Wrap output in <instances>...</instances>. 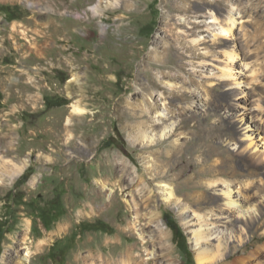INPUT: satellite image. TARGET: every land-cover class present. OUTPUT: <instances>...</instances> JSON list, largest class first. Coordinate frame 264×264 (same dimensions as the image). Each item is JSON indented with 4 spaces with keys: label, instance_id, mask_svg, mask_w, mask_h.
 <instances>
[{
    "label": "rangeland",
    "instance_id": "1",
    "mask_svg": "<svg viewBox=\"0 0 264 264\" xmlns=\"http://www.w3.org/2000/svg\"><path fill=\"white\" fill-rule=\"evenodd\" d=\"M209 1L210 10L197 13L177 7L203 0H0V140L7 141L0 143V155L18 164L29 158L15 181L0 182V264H16L26 246L36 252L28 264H89L84 257L90 250L121 259L143 238L135 251L142 258L172 251L166 264H198L190 232L195 215L183 212L187 199L165 200L154 178L149 189L155 201L138 218L136 203L147 189L136 184L110 196L118 188L111 153L131 160L134 176H149L146 165L154 155L184 145L192 166L181 178L178 168L170 172L174 179L164 178L179 197L188 193L179 188L187 176L226 157L232 173L225 177L254 181L264 195V153L245 149L246 133L263 145L264 0ZM229 9L236 18L232 33L214 41ZM195 38L201 40L193 43ZM219 40L234 48L238 84L217 76L225 64ZM75 72L78 81L71 82ZM76 100L85 114L72 115ZM141 133L163 143L151 146ZM258 204L264 208V198ZM150 211L160 213L171 251L162 247ZM165 213L183 229L190 261ZM181 216L192 221L183 224ZM260 222L248 229V254L264 246V217ZM154 259L147 264H157ZM90 262L104 264L102 257Z\"/></svg>",
    "mask_w": 264,
    "mask_h": 264
},
{
    "label": "bare ground",
    "instance_id": "2",
    "mask_svg": "<svg viewBox=\"0 0 264 264\" xmlns=\"http://www.w3.org/2000/svg\"><path fill=\"white\" fill-rule=\"evenodd\" d=\"M209 5H211L209 0H203V2L193 5L192 8L187 4H182L177 8L185 11H191V9H193L194 12L200 13L201 11H206L209 9ZM211 13L212 14L210 17L213 18V21H219L218 15H216L214 11H211ZM179 21H181V19H179ZM194 22L195 21H193V23ZM180 23L182 24V21ZM219 24L220 32H215L213 34L214 41H217L220 36H226L232 33L233 26L236 24L234 10L229 9L225 19H222ZM170 30L172 32L178 31L177 33L181 35V29H179L178 26L171 25ZM200 40V38H195L192 41L193 43H197ZM218 43L223 46L225 64L223 67L218 68L219 74L217 76L229 77L231 78V84H238V82L234 81L235 78L232 71V63L236 57L234 48H232L230 44L223 40H219ZM78 78V73L75 72L71 82L78 81ZM215 84L217 83L214 82L213 85ZM206 90L208 91V89ZM70 96L73 97V93L71 91ZM79 101L80 100H76L71 105L72 115H83L87 112L86 108L82 107ZM68 121H71V117L68 118ZM249 126L250 125H248V127ZM171 129L172 127L169 131H171ZM167 131V128L163 129L160 136L162 137L163 133ZM246 136L249 137V141L245 145V149H249L251 151V149H257L260 147L262 149V153H264V137L259 140L261 143H263V145L259 146L254 143L252 136H250L248 133H246ZM145 137L151 139V142H149V145L151 146L163 143L161 140L159 143L153 142L155 139H157L155 135H148L147 133L140 134V138L144 139ZM5 138H2L0 143H6L7 141ZM186 150L187 147L184 145L177 147L173 146V149H166V151H164L162 154L159 155L157 153L154 155L146 165L149 170V176H146L144 173L134 176L132 174L133 168L130 165L131 160L119 153L108 154L107 160L115 163V174L118 175V180L116 181L118 188L116 191L113 190L111 193H109V195H115V193L119 190L123 191L129 189L136 184H143L144 189L146 188L147 190H144V193L141 194L140 204L137 202V206L135 207L137 217L142 218L144 215L143 209H148L155 201V195L153 194V191L149 189L150 184L153 183L154 178H159V186L164 190V194H161V196L165 200L169 202H180L183 200V198L184 200L187 199L189 203L186 202L185 206L183 207V212L187 213L188 210H193L196 221L192 223L190 232L195 242V254L198 264H264V262L261 260V255L264 253V246L259 247L257 250L248 254L249 248H247V245L249 243L246 242V237L250 230L249 227L252 229V227L257 225L261 218L264 217V208L262 205L258 204L259 199L264 198L260 187L257 186V183H254V181H247L238 174L233 180L227 179L225 176L230 175L232 171H229V160L226 157L227 159L224 158L223 160H215L211 165H204L196 171L195 175L187 176L186 180L179 183L180 189L188 190V193L185 194V197L180 196V198L176 193V187L173 185L172 181H166L164 178L167 177L174 179L171 177L172 175L170 172L177 168L179 171L178 173H175L177 176L176 178H181L186 174V171L190 168V166H192L194 160L186 156ZM214 153V150L207 153L205 152L206 157H204V159H211ZM161 155L166 159L164 162H160L158 159V157ZM27 161H29V158L18 164L15 163V161L6 159L3 155H0V182L4 181V179H7L11 183L15 181L16 178L26 168ZM183 162H186L188 165H182ZM198 164H200V162ZM135 166V168H137L136 164ZM158 166H161V168L158 169ZM113 177L114 174L112 177H109V180H112ZM38 180L39 174H36L32 177L31 183L36 184ZM97 182L102 184L103 187H106L107 185L106 182L101 179H97ZM211 188L219 190L220 193L210 192L209 189ZM92 202L95 203V200ZM192 205H205L208 210L207 212H202L201 209L195 208ZM150 213L151 219L158 221L160 218V213L154 211H150ZM181 220L183 224L187 225H189L192 221L186 216H181ZM137 223L138 220L131 221L129 223V227L135 229L137 228ZM164 226L165 224L162 220L158 221L156 232L160 238L162 247L171 251V248L166 241L168 239V233L164 230ZM29 229L30 221L27 226L28 232H30ZM256 237L257 235L254 233L250 238L253 240ZM259 239H264V235H260ZM142 243H146L144 238L143 240L139 241L137 245L135 244V246H130L126 250V254H122L123 257L121 259H117L113 252H110L106 255L104 253L100 254L94 250H90L84 259L86 263L89 264H91L90 261L92 259L97 260L99 257H102L104 264H133V261L137 264H147L150 263L154 257L142 258V254H135V251L139 249V246ZM42 245L39 246L44 247ZM240 245L245 247L244 251H241L238 248ZM34 253L36 252H33L29 246H26L23 253L16 261V264H28ZM171 253L172 251L170 253L160 255L154 260L157 261V264H166L167 260L165 256H169Z\"/></svg>",
    "mask_w": 264,
    "mask_h": 264
},
{
    "label": "trees",
    "instance_id": "3",
    "mask_svg": "<svg viewBox=\"0 0 264 264\" xmlns=\"http://www.w3.org/2000/svg\"><path fill=\"white\" fill-rule=\"evenodd\" d=\"M26 175L27 173L25 172L22 175V177H25ZM164 218L167 222V225L172 229L174 233V239L176 240L177 245L180 247V249H182L187 259L190 261L191 260L189 256L190 254H189V250L187 247L186 236H185L183 229L180 227L177 221L172 218V214L165 213Z\"/></svg>",
    "mask_w": 264,
    "mask_h": 264
}]
</instances>
